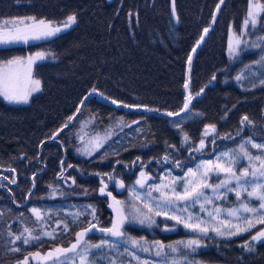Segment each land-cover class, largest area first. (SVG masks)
I'll use <instances>...</instances> for the list:
<instances>
[{"label": "trees", "instance_id": "16d2710c", "mask_svg": "<svg viewBox=\"0 0 264 264\" xmlns=\"http://www.w3.org/2000/svg\"><path fill=\"white\" fill-rule=\"evenodd\" d=\"M247 1L225 0L214 25L210 26L190 68L189 92L193 99L187 114L169 119L143 111L113 108L90 97L79 113L87 108L97 115L100 126L107 123L109 115L145 121L153 144L137 149L136 155L132 153L135 148L125 151L128 145L120 151L121 156L120 153L113 156L110 151L84 156L77 153L76 141L68 135L73 123L55 140L50 137L67 122L83 96L93 88L131 106L164 112L181 109L188 55L203 29L209 27L218 0H175V16L172 0H0V20L33 16L61 23L71 14L77 17L75 24L54 37L0 46V60L37 49L50 51L55 58V61L36 64L34 72L43 88L29 103L10 104L0 97V167L3 168L0 198L5 208L13 212L26 209L45 194L49 184L71 177L73 185L87 188L90 193L87 197L72 198L98 202L102 218L99 220L107 224L112 218L106 204L108 198L98 193L103 176L121 180L122 191L109 188L115 197H126L141 166L147 171L156 167L158 173L163 167H170L179 173L207 156L202 153L207 145L212 154L219 148L238 150L241 139L250 136L247 130L244 133L240 130V121L245 115L253 121L247 125L251 133L263 135L264 86L256 84L253 88L251 84L253 77H264H247L251 67H245L258 61L259 52L244 48L238 59H233L228 50L229 31L240 30ZM259 1L264 4V0ZM251 33V37L264 36V26H257ZM240 74H245L249 84L245 79L240 83L235 80ZM202 88L204 91L200 93ZM174 122H180L182 130ZM206 125H215V132L208 138L204 136ZM185 133L190 137L187 143ZM202 138L205 147L199 151L203 154L200 156L195 150ZM13 180L16 182L12 183ZM85 226L78 222L62 237L38 242L42 248L31 246L18 262H23L25 257L28 261L35 260V255L30 254L36 251L47 254L54 246L68 248L67 239ZM124 231L162 243L188 236L180 229L163 232L159 227L149 231L126 225ZM249 233L225 239L206 238L196 257L205 263L264 264V242L254 244V251L236 253L234 246Z\"/></svg>", "mask_w": 264, "mask_h": 264}, {"label": "rangeland", "instance_id": "374dc122", "mask_svg": "<svg viewBox=\"0 0 264 264\" xmlns=\"http://www.w3.org/2000/svg\"><path fill=\"white\" fill-rule=\"evenodd\" d=\"M219 1L220 0H218V2ZM259 3L263 4L261 1H259ZM248 8H249V0L247 1L246 10L244 13L245 17L243 19V22L247 16ZM219 12L215 17L214 22L216 21ZM27 17H33V16L7 17L1 19L0 22L4 20H12L17 18H27ZM261 18L263 17L258 18L257 26H264V21L261 20ZM35 19L36 21L41 20L38 18ZM211 19L208 28L214 25V22L211 23ZM243 22L240 30L231 29L229 31L228 42L230 36H232L233 39L240 37L242 40L247 42L246 44L241 45V49L245 48L246 50L249 49L257 50L259 52V58L257 60H260L261 56L264 55V40H260L259 38L264 36L258 35L251 37V35L253 34L251 32H253L256 28L254 29L249 28L248 31L244 32L243 35L240 36L243 28ZM54 23L58 25L60 24L59 22H54ZM34 41L36 40L29 42H34ZM19 44H23V43H19ZM255 44H260L261 47H253V45ZM2 46H6V45H2ZM37 52H45L49 54L47 59L42 61H37V63H41L44 61L46 62L55 61L52 52L44 49H37L35 51H31L17 56L27 57ZM36 64L33 65V78L41 81V79L38 78L36 73L34 72ZM246 76L264 77V64L253 63L251 69L247 72ZM253 81L256 84H260L259 83L260 79H258L257 77H253ZM245 82H248L249 84V79L246 78ZM42 88L43 86L41 81V90L33 93V95L29 99V102L33 98V96L39 94L42 91ZM10 104H15V103H10ZM24 104L25 103H20L15 105H24ZM108 117L109 118L107 123L104 126H100V122L98 121L97 115L91 112L90 110H88L87 108H84L81 111V113L77 115V117L74 119L75 121L73 122L74 125L71 126L72 130L68 135H70L69 137L72 136L73 140L75 139L76 141L75 149L79 155L92 156L96 153H99L100 151L103 152L110 151L111 154H115L113 156H116V153H120V151L126 148L128 145L129 146L125 151H129L128 150L129 148H135V150L132 151V153L136 155L137 149L141 150L153 144L150 138L149 124L146 123L145 121H141V120L130 121L125 117L118 115H109ZM182 121H186V118H182ZM246 140L247 138L239 142V144L245 142ZM254 142L264 143V139L254 140ZM95 143H99L101 146L99 148H95L94 147ZM248 147H249V151L252 152L254 155L258 154L257 149L251 148L250 145ZM225 150H230V149L227 148H219L217 150L215 149L214 154H212V152L210 153V148H208L207 145V147H205L202 150V153L207 156L200 157L194 162L193 165H188L187 168L184 169L182 173L180 172L175 173L171 170L170 167H163L162 171L160 170V172L158 173V169L156 167H154L152 170L147 171V169H144V167L141 166V168L138 169L139 171L137 172L135 181L131 186H129L128 194L126 197L117 195L118 197H114L115 199H113V195L111 192H110L111 196L107 195V193H109V189L108 187H106L104 195L108 196L106 204L110 210V214L112 217L111 222L107 224L101 223V221L99 220L101 216L99 214L100 210L98 207V202H93V201L89 202L87 199L80 200V199L72 198V196H83V195L87 197L89 196L90 193L87 192L86 190L87 188L73 185L71 177L66 179L65 177H63V179H58L55 182L49 184L45 194H43L37 201L29 205L26 209H23L24 211L19 210L17 212H13L10 208H5L7 206L4 205V203L0 198V264H12L20 261L23 258V256L29 251V248L31 246L37 245L38 247H40V245H38V242H43L47 239L62 237L67 231L70 232L72 230V227L78 222L85 223L86 226L82 227L81 229H77L76 233L67 239L69 240L67 246L68 248L69 246L71 247L72 244L76 243V239H77L76 234L82 232L85 228H88L91 225H95V230L87 233V235L81 241L80 247H84L91 244H99L102 240L105 239L110 240L117 244L116 248H109L105 246L102 249H94V248L90 249L89 259L95 261V264H109L110 260H115L116 264H165V260L168 261L175 260L178 262V264H216V263H207V262L205 263L201 261L198 257H196L197 252L204 247V243L206 242L205 239L206 238L225 239V238L235 237L238 235H233V236L226 235L220 237L217 236L214 232L210 231L209 235L205 237L202 236L200 233L192 232L190 229L185 228L183 224H178L176 220L170 219L169 217L179 216L182 220L187 221V217L189 214H192L193 217L199 216L205 222L203 226L209 227L210 229L214 227H219L220 221L222 220H228L233 225L239 224L241 227L245 226L244 223L242 221L237 220L236 218L228 217L226 211L222 212L217 217L216 220H213L211 217L207 215V212L201 211L199 203L194 206L189 204L187 206V211H181V209L186 207L183 201H180L179 204H174L167 208L157 207V203L159 202L162 204L164 200V196H168V197L173 196V193L171 191L172 187H175V190L177 192L182 191V185L173 184V181L176 178L185 177V174L188 172L189 168L195 171L197 165L201 164L204 161H208V160L215 161L216 156ZM87 151H91V155H88ZM121 153L119 154V156H121ZM246 167H248L247 160L242 159L240 164L236 166L237 172H239L240 170ZM141 172H144L146 174V177H149L148 179L145 180L144 187H141L140 185L136 184V181L138 179H141ZM188 178L190 179L191 177ZM222 179H224V175L222 173L218 177L215 174H213L207 182L215 185L220 183V180ZM103 184L105 185L104 182ZM101 187H102V183L98 187V193H100L99 189ZM157 187H159V191L156 190ZM116 189L117 191L120 192L123 190V187H119V185H117ZM206 192L210 196L213 195L211 189H207ZM117 201H119L120 203L119 204L116 203ZM201 203H203V201H201ZM238 203L239 202L237 201L235 193L229 192L227 194V199H223V198L220 200L214 199L213 205L206 204L205 207L207 208L208 211H213L214 206H219L222 209H228L238 206ZM145 204H147L149 207L152 208L151 212L148 211V208L145 207ZM88 205H92L95 208L94 217L93 215L90 214L91 209L87 207ZM250 206L258 207V203L253 201L252 205ZM33 208L40 210V214H41L40 220H37L36 216L32 213L31 210ZM157 212H160L161 214L156 215ZM77 213H83V214L77 218L76 216ZM121 213L123 214L124 217H127L121 229V231H123L125 234L122 238L111 237L107 233H103L99 231V229L111 228L113 221L120 219L119 214ZM146 216L151 217L152 220H155V224H152L148 219H146L145 218ZM142 219L144 220V224H141L139 222ZM190 222L195 223L197 221L193 219ZM65 224L68 225L67 229H65L64 227ZM126 225H130L139 230L145 229L149 231L155 227H159L160 230L163 232H169L174 229H180L183 232H185L188 236L181 237L179 240L175 242L162 243L158 240H150L142 235L136 237L130 233H127L124 231ZM25 228L32 230L33 235L40 236L41 238L27 245L23 244L22 241H16L15 244L11 243V241L14 239V236L20 235ZM261 228H264V224H257L256 227L252 229L253 231L252 230L250 231V233L247 235V238L244 241L234 246L235 250L238 251L236 252L237 254H244L248 252L244 247L246 242H248L252 246L258 243V242H252L251 237L255 235L256 232L259 231ZM222 230H226V229H222ZM45 232L52 233V235L51 236L43 235V233ZM9 233H12L13 235L10 236ZM244 233L247 232H243L239 235H242ZM24 234L27 235V233ZM196 238L201 239V243L203 246L197 248L195 252H193L185 245L188 240L196 239ZM133 239L138 241V244L133 245L131 242ZM181 241L185 243H178ZM155 242H160L165 246V248L163 249V254L159 257L156 256L155 254L157 251L160 250L159 247L155 244ZM169 245L176 248L177 251L173 252L172 247H168ZM14 247H19L20 251L18 252L11 251L10 249ZM62 247L64 246L63 245L54 246V249L62 248ZM125 248H127V251H125ZM143 249H149V250L144 251ZM36 253H39V256H35L36 257L35 260L32 259L31 261H28V264H51V261L46 258L45 251L42 250L36 251L35 254ZM19 255H21L22 257L18 258ZM67 255L69 257H72L74 254L68 253ZM22 261H24V259ZM67 264H73V260L70 258ZM75 264H80L78 257L75 259Z\"/></svg>", "mask_w": 264, "mask_h": 264}, {"label": "snow or ice", "instance_id": "6c2138e0", "mask_svg": "<svg viewBox=\"0 0 264 264\" xmlns=\"http://www.w3.org/2000/svg\"><path fill=\"white\" fill-rule=\"evenodd\" d=\"M172 2V12L175 16V0H172ZM223 3L224 0H220V3L217 4V10H219ZM259 17H264V4L259 3V0H249L248 12L243 22V28L240 36H242L244 32L248 31L249 28H256ZM214 20L215 16L213 17V22ZM76 22L77 17L75 14L67 16L65 20L59 25L51 21H45L43 19L36 21L35 17L4 20L0 22V46L19 43L28 44L29 41L33 40H46L70 28ZM208 32L209 28L203 29L204 34H202L200 39L197 41V47L205 39V35ZM259 39L264 40V37H260ZM246 43L247 42L242 40L240 37L233 39V37L230 36L228 44L229 56L233 59H238L239 53L241 51V45ZM253 47H261V45L255 44ZM192 51L195 52L196 47H194ZM48 55L49 54L45 52H37L27 57L16 56L7 60H0V97H2L8 103H28L33 93L41 90V81L33 78V65L36 64L37 61L47 59ZM191 62L192 56L189 55V66L191 65ZM254 63L264 64V55L261 56L260 60L255 61ZM245 67L250 68L251 66L246 65ZM215 78L216 77L214 75L212 79L215 80ZM246 78L247 77L244 74H240L235 77V80L240 83ZM259 83L260 85L264 86V78H261ZM251 86L254 88L257 85L253 81ZM184 87L187 88L188 84L185 83ZM203 91L204 89L202 88L200 93ZM92 92L95 93L97 90L93 88ZM200 93H197L196 95L199 96ZM100 95L103 96L102 93ZM192 99L193 97L188 95L185 98L183 107L179 112H169L167 115L179 117L181 113L187 114L190 111L189 105ZM112 103L116 104L117 101L113 100ZM77 111H79V109H77ZM72 119L73 117H69L68 122H70ZM68 122H66L62 128L58 130V132L67 127ZM240 123L242 125H252L253 121L250 120L247 115H245L242 117ZM174 126L178 129H181L180 122H174ZM213 132H215V125L205 126V137ZM57 134L58 133L53 134L50 139L55 140L57 138ZM227 138L231 139V137ZM189 139L190 137L187 135V133H185L184 142L187 143ZM249 145L251 148L257 149L258 154L254 155L252 152H250L248 147ZM100 146L101 145L99 143H95L94 145L95 148H99ZM204 147L205 140L202 138L199 142V148H197L196 151H201ZM87 154L91 155V151H87ZM165 159H167V157H165ZM242 159L247 160L248 167L237 172L236 166L240 164ZM177 166L179 167L178 162ZM69 167H71V165H69ZM12 171H15V169H12ZM221 173L224 175V179L220 180V183L213 185L207 182L213 174L218 177ZM188 177L191 178L189 179ZM148 178L149 177H146L144 172H141V179H138L136 184L144 187L145 180ZM15 182V180L12 181V183ZM101 183L102 187L99 189V192L101 195H104L107 186L103 184V181H101ZM173 184L182 185V191L177 192L175 187H172L171 191L173 196H164L163 203L161 204L158 202L157 207L167 208L174 204H179L180 201H183L186 207L181 209V211H187V206L189 204L194 206L199 203L201 211L207 212V215L213 220H216L222 212L226 211L228 217L236 218L237 220L242 221L245 226L241 227L239 224L233 225L228 220H222L220 221L219 227L210 229L209 227L203 226L205 222L199 216L193 217L192 214H189L187 221L182 220L179 216L169 217L170 219L176 220L178 224H183L185 228L190 229L192 232L200 233L205 237L209 235L210 231L214 232L220 237L250 232L256 227L257 224H264V143H256L254 142L253 137L249 136L245 142L239 144L238 150H225L216 156L215 161L208 160L197 165L195 171L189 168L188 172L185 174V177L176 178L173 181ZM118 185L119 187H124L123 182H118ZM207 189H211L213 193L212 196L207 194ZM156 190L159 191V187H157ZM229 192L235 193L237 201L239 202L238 206L228 209H222L219 206H214L213 211L207 210L205 207L206 204L213 205L214 199H227V194ZM107 195L111 196V193L109 192ZM113 199L115 198L113 197ZM201 201H203V203H201ZM253 201L258 203V207L250 206L252 205ZM116 203L119 204L120 202L117 201ZM87 207L91 209L90 214L94 217L95 208L92 205H88ZM145 207L148 208L149 212L152 211V208L147 204H145ZM31 211L36 216L37 220L41 219L40 210L33 208ZM82 214L83 213H77V218ZM160 214V212L156 213V215ZM119 215L120 219L114 220L111 228L99 229V231L107 233L111 237L122 238L125 234L123 231H121V229L127 217H124L122 213ZM145 218L148 219L152 224H155V220H152L151 217L146 216ZM193 219H195L197 222H190ZM139 222L144 224L143 219ZM64 227L67 229L68 225L65 224ZM93 230H95V225L85 228L82 232L76 234V243L72 244L71 247L54 249L52 252L46 254V258L51 261V264H67L70 258L73 260V264H75V259L77 257L79 258L80 264H95V261L89 259L90 249H102L105 246L109 248H116L117 244L105 239L99 244H91L80 247L83 238L87 235V233ZM24 233H27V235ZM9 235L11 236L13 234L9 233ZM43 235L51 236L52 233L45 232ZM40 238V236L33 235L32 230L25 228L20 235L14 236V239L11 241V243L15 244L16 241H22L23 244L27 245L33 241L39 240ZM251 240L252 242H264V228H261L259 231H257L256 234L251 237ZM131 242L133 245L138 244V241L134 239ZM178 243L185 242L181 241ZM155 244L160 249L155 253L156 256L159 257L163 254V249L165 246L160 242H155ZM185 246L195 252L197 248L202 247L203 245L201 243V239L196 238L188 240ZM168 247L172 246L169 245ZM244 247L247 251H254V247L248 242L245 243ZM10 250L18 252L20 251V248L14 247ZM143 250L148 251L149 249ZM125 251H127V248H125ZM172 251L176 252L177 249L172 247ZM68 253H72L74 255L69 257L67 255ZM30 255L39 256V253ZM18 264H28V257H25L24 261L18 262ZM109 264H116V262L115 260H110ZM165 264H178V262L175 260H165Z\"/></svg>", "mask_w": 264, "mask_h": 264}, {"label": "water", "instance_id": "95a60500", "mask_svg": "<svg viewBox=\"0 0 264 264\" xmlns=\"http://www.w3.org/2000/svg\"><path fill=\"white\" fill-rule=\"evenodd\" d=\"M220 3V1L217 3V4H219ZM221 7V6H220ZM220 9V8H219ZM218 12H219V10H217V5L215 6V8H214V10H213V15H212V19H211V23H213V17L215 16L216 17V15L218 14ZM208 28V27H207ZM210 29V28H209ZM202 34H204L203 33V31H202ZM201 34V35H202ZM208 34V33H207ZM207 34L205 35V38H206V36H207ZM201 37V36H200ZM200 39V38H199ZM198 39V40H199ZM205 40V39H204ZM203 40V41H204ZM203 41L201 42V44L203 43ZM201 44L197 47V42H196V44L193 46V48L194 47H196V51L195 52H193L192 51V49H191V51H190V53H189V55H191L192 56V62H193V60H194V57H195V55H196V53L198 52V50H199V48H200V46H201ZM188 55V56H189ZM192 62H191V65H192ZM191 65L189 66V64H188V58H187V61H186V68H185V82H184V85H185V83H187L188 84V87L187 88H185L184 87V85H183V90H184V101H185V98L188 96V95H190V92H189V86H190V78H189V73H190V68H191ZM101 93L100 92H95V93H93L92 92V90L91 91H89V92H87L84 96H83V98L81 99V101H80V103H79V105H78V107H77V109H79V111H77V109L75 110V112H74V114L71 116V117H73V119L70 121V122H68V120H67V122H68V126L67 127H65V128H63L61 131H59L58 132V130H60L61 128H62V126L65 124H63V125H61L53 134H55V133H58L57 134V137H58V135L61 133V132H63L65 129H67L68 127H70V125L73 123V120L75 119V117L78 115V113L80 112V110H81V108L83 107V104H84V102L88 99V98H90V97H94V98H96L97 100H99L100 102H102V103H104V104H106V105H108V106H111V107H113V108H120V109H123V110H125V111H137V112H139V111H143V112H145V113H147V114H156V115H158V116H161V117H165V118H169V119H174V118H178V117H176V116H168L167 115V113H169V112H164V111H159V110H155V109H149V108H146V107H143V106H131V105H127V104H123V103H121V102H118L117 101V103L116 104H113L112 103V101H113V99H111V98H108V97H106V96H101L100 95ZM116 101V100H115ZM192 102V101H191ZM183 104H184V102H183ZM190 105H191V103H190ZM190 105H189V107H190ZM183 107V106H182ZM180 111V109L178 110V111H176V112H179ZM185 113H181V115L180 116H182V115H184ZM179 116V117H180ZM52 134V135H53ZM50 140H53V139H50ZM1 169H3V168H1L0 167V170ZM7 170V169H6Z\"/></svg>", "mask_w": 264, "mask_h": 264}, {"label": "flooded vegetation", "instance_id": "af4514ba", "mask_svg": "<svg viewBox=\"0 0 264 264\" xmlns=\"http://www.w3.org/2000/svg\"><path fill=\"white\" fill-rule=\"evenodd\" d=\"M262 117L264 119V108L262 109ZM240 126H241L240 130H243V133L247 130L249 132L250 136L253 137L254 140H263L264 139V134L263 135H253L251 133V131H250V127H248L247 125H242L241 123H240ZM262 129L264 131V121H263V124H262ZM241 140H244V139H241ZM195 154L200 155V156L203 155L199 151H196V150H195ZM193 157L194 156H192V159H193ZM179 172L182 173L183 171L179 170ZM102 178H104V179H102L101 181H103L105 183V185L109 189V192H111L113 197H115L114 192L112 190H110L109 187L114 188L115 190H117L116 188H117L118 182H122V181L119 180V179H116L114 177H111V179H110V177L103 176ZM107 198H108V196H107Z\"/></svg>", "mask_w": 264, "mask_h": 264}]
</instances>
